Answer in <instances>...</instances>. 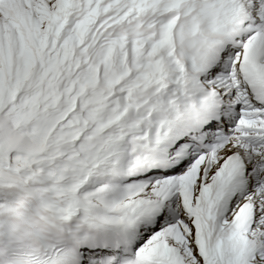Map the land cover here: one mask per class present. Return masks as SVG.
Returning a JSON list of instances; mask_svg holds the SVG:
<instances>
[{
  "label": "snow or ice",
  "instance_id": "6c2138e0",
  "mask_svg": "<svg viewBox=\"0 0 264 264\" xmlns=\"http://www.w3.org/2000/svg\"><path fill=\"white\" fill-rule=\"evenodd\" d=\"M0 264H264V0H0Z\"/></svg>",
  "mask_w": 264,
  "mask_h": 264
}]
</instances>
